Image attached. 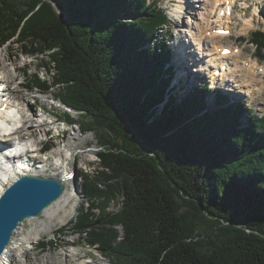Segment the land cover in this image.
I'll return each instance as SVG.
<instances>
[{
    "label": "trees",
    "instance_id": "obj_1",
    "mask_svg": "<svg viewBox=\"0 0 264 264\" xmlns=\"http://www.w3.org/2000/svg\"><path fill=\"white\" fill-rule=\"evenodd\" d=\"M52 1L61 13L0 0V46L41 60L49 80L27 87L58 91L79 117L63 119L100 148L99 170L81 175L87 206L63 229L109 264H264V117L237 103L202 114L206 87L164 102L170 51L156 38L169 20L157 2ZM251 42L264 60V31Z\"/></svg>",
    "mask_w": 264,
    "mask_h": 264
},
{
    "label": "rangeland",
    "instance_id": "obj_2",
    "mask_svg": "<svg viewBox=\"0 0 264 264\" xmlns=\"http://www.w3.org/2000/svg\"><path fill=\"white\" fill-rule=\"evenodd\" d=\"M150 1H156L157 5L160 8L167 9V12L170 14L171 18L169 20V24L166 26V28L160 33V35L157 36V41H165L166 40V33L170 32L172 34L171 36V42L169 43L172 48H175L179 41L184 40L179 39L180 28L178 27L179 23L183 21L181 18V15L178 17H173L174 9L176 8L174 0H150ZM250 3L255 6L257 3V0H249ZM261 3L260 8L258 9V12H255V8L253 7L248 15L253 16L254 20L252 22V26L248 29L245 28V19H242L240 16L243 15V11L239 9V7H236V13L234 19H232L233 23V32L232 36L226 37L223 45H234L240 48L241 52L243 53V57H250L255 56L256 50L252 46L251 38L252 32L256 29H263L264 30V0H260ZM173 2L172 5H170ZM188 4H191L192 6L195 4L193 0H188ZM191 9V7H190ZM256 13V14H255ZM126 17V16H125ZM132 18L131 16H127L126 19ZM252 18V17H250ZM249 18V19H250ZM190 22V21H189ZM244 27V28H243ZM180 29V30H179ZM243 38L244 41H240L238 38ZM187 39V37H186ZM14 40V39H13ZM183 49H187V45L182 46ZM187 47V48H186ZM189 50V49H188ZM181 60V59H180ZM179 61V59H178ZM264 63V60L261 61ZM181 63L182 69L186 70V74L194 75V65H188L185 64L186 68L183 66L186 61H179ZM173 64L176 65V62ZM43 66L40 59L32 56V55H25L22 52L21 47L18 44H13L12 41L7 42L5 45L0 46V78H5L6 81H8L9 90L8 95L9 97L12 96L13 101V110L15 111L18 108L23 109V112L26 114L23 116L22 114L18 118V121L21 120L22 122H25V120H28V123H25L24 128L22 131H20V135L24 137L25 143L28 146H31L30 141H32L35 144L34 148H41L43 145H47L49 148L47 150V153H50L54 150L61 149L66 146V143L68 142V139L71 137V133H74L72 137L76 139V151L77 156L75 159L72 160V163L69 165V167H73L76 165L77 169L73 172L69 171L68 173H72L73 177L71 179V183L73 188L70 189V193L72 194V200L70 202V207H72V213L69 218V221L65 224L60 223H54L53 224V232L50 234H46L45 236L41 237L40 241L38 240V243H32L31 245H28L33 253L30 254V256H38V251L40 250L39 243L44 242L46 244V250L49 255H57V257L53 258V262H58V260L62 259V264H66L65 262V253L69 252L71 255V258L73 255V261L71 264H80L81 261L84 263L90 262L91 264H109L108 260L101 256L100 252L95 248H88L85 241H82L78 235H74L72 233V228H66L63 229L66 225L71 226V224L74 222L75 215H76V209L78 207L86 208V204L84 203V197H83V184L81 175L82 174H88V175H95V173L99 170V164L98 159L96 157L97 152L100 150L95 136L93 133H83L78 125H71L69 128V134L64 137L62 140L61 134H59V127L58 123L57 126L52 124L51 122H54L56 119H58V122L63 120V112L62 104L59 101H52V99L55 100V94H57L58 91L51 90L48 93H45V95H40L37 93L36 90H30L28 87H25L29 80L32 79L34 74H37L40 76V78L49 80V77L47 75V71L45 68H41ZM188 67V68H187ZM15 68L23 69L25 68L27 70L26 74L22 75V71L17 72ZM264 68V67H263ZM178 73L179 72V66L177 65ZM184 73V74H185ZM176 75V76H177ZM192 75V76H193ZM236 78V80H238ZM180 82H177L176 85L181 89L185 90L184 92H178L172 88L169 90V92L172 94L171 96L180 99L181 97H186L188 94L194 92L193 86L187 85L188 82L184 79H179ZM18 83H23L21 87H18ZM187 87V89H186ZM43 90V89H42ZM241 90V89H240ZM165 96L167 95L165 91ZM164 96V97H165ZM213 95H209L205 97L204 101V108L202 110V114L206 112L216 111L218 109V105L216 104V101L213 100ZM210 97V98H209ZM208 99V101H207ZM10 100V98H9ZM251 101V102H250ZM61 105H59V103ZM232 103L240 102L245 103L246 106L249 109H252L253 112H255V115L259 117H264V98H257L255 100H251L250 97H248L246 89H242V95L238 96L235 101H229ZM20 103V104H19ZM28 105L32 107L31 111H34L36 113L34 119L31 121V115L26 110L28 108ZM44 108V110L42 109ZM44 111V112H43ZM42 114L43 116H40ZM51 114V115H50ZM72 118L75 120H79V117L77 113H72ZM245 119L242 121V125H245ZM41 122H49L50 125L48 127H43L44 124H41ZM39 125H43L39 128ZM32 130V136L31 138L27 137V133ZM75 130V131H73ZM48 141V142H46ZM30 143V144H29ZM34 146V145H32ZM42 154V155H45ZM37 176L43 177V178H52V179H60V176L56 174L55 171H53V168L45 169L42 172L37 173ZM66 188V187H65ZM4 189V188H3ZM2 192V190H1ZM69 193V192H68ZM75 199V200H74ZM120 200V199H119ZM119 206L115 203H111L109 211L114 212L117 210ZM41 217V215L39 216ZM38 217V218H39ZM20 227V226H19ZM23 228H26V231H29L30 227L28 225H23ZM119 230H121V227H118ZM17 231V230H16ZM16 234V235H15ZM16 239L21 237L20 233H15ZM72 235V236H70ZM53 240V244L50 245V241ZM71 242H75L76 247H71ZM37 245V248H35ZM27 246V245H26ZM87 246V247H86ZM36 250V252H34ZM38 250V251H37ZM62 253V254H61ZM59 255V256H58ZM91 255L93 256V259H89L86 256ZM81 260V261H80ZM80 261V262H79Z\"/></svg>",
    "mask_w": 264,
    "mask_h": 264
},
{
    "label": "bare ground",
    "instance_id": "obj_3",
    "mask_svg": "<svg viewBox=\"0 0 264 264\" xmlns=\"http://www.w3.org/2000/svg\"><path fill=\"white\" fill-rule=\"evenodd\" d=\"M174 1L176 5V8L174 9V14L177 16L180 15L183 16V21L178 22L179 23L178 27L181 29V30L179 29L181 33L179 35V39L181 40L185 37L184 40L187 41L188 43L187 45L188 48L186 47L187 49H185V51L188 49L191 50V52H189L188 54L186 53V55H184L181 53L184 50L182 47L184 45H182L181 48L179 47V50L176 49L177 52L180 51L178 52V56L181 59V60L179 59V61H186V63H184L183 66L186 68L185 64H187L188 66V62L195 63V61H198V64H200L199 62L202 59H204L207 63V65L204 66L205 67L204 69L208 70V66L215 65L216 61H220V60L227 61L229 63V67H228L229 69L227 72H222L220 74L219 81L224 82L229 80V82H232V85H234V87L241 89L239 91L241 95H242V89H246L247 94L250 95L251 100H255L257 98H264L263 65L259 64L255 59H253V56H251V58L249 56L243 57V53L241 52V50H239L237 53L234 50L235 53L231 52L228 54V56H223L221 53H217L216 52L217 45H219V48L221 49L223 47L221 46L223 43L222 40L224 41L225 37L218 36L215 33L208 34L209 31L217 29V26L218 29H221L222 25H225V27L228 28L230 18H227L229 20L226 19V21L224 22V19H222L221 16L219 15V17L216 20H213L214 5H223V4L225 5L226 2L228 1L227 0H193L195 3L193 6L191 4H188V0H174ZM233 1L234 0H229V5L232 6ZM235 1H238L241 7L243 6V4H246L245 0H235ZM182 3H185L184 5L186 6V9L182 8L180 10ZM260 3L261 1L257 0V3L255 4L256 13L260 8L259 5ZM251 26H252V18L250 19L248 18L247 20H245V28L248 29ZM213 54L215 55L214 61H212L211 58ZM188 55L190 56V58L187 57ZM179 61H178V66H179L180 75L178 74L175 77V79H173L175 81L173 84V88L175 92L176 91L184 92L185 90H181L176 85L177 82H180L179 79L180 78L184 79V81L186 80V82L191 81L194 84L196 82V77L193 74H192L193 76L190 74H188V76L187 75L185 76L186 70L182 69L181 63H179ZM194 67L197 66L195 65ZM204 69L202 68L200 70H197L196 68L192 71H194L193 73L195 74L197 71V74H199V71H205ZM15 70L21 71L20 68H15ZM210 77L213 78L214 80V76L212 74L210 75ZM238 77L239 79L236 80V78ZM0 81H3V83H8V81H6L5 78H3V80L0 79ZM18 86L21 87L20 84H18ZM235 98L236 97H233V99ZM27 109L32 110V107L28 105ZM42 109L44 110L43 107ZM27 121L28 120H26L25 123H28ZM41 124H44V126L39 125V128L42 126L48 127L50 125L49 122H43ZM6 129L12 131L13 126L9 124L8 126H6ZM2 131H5V129H3ZM32 132L33 131L30 130L26 134L28 138H31ZM73 134L74 133H71V137L68 139L66 146L63 147L62 150L61 149L54 150L45 155L33 154L32 156H29V158L27 157V159L24 160L23 162H20L19 159H17L16 164L13 165L15 166L14 168H11L13 166L9 167L8 165H4L2 162H0L1 165L0 194L4 191L6 186L17 177L23 175H37V173L42 172L45 169H49L51 167L53 168V171H55L56 174L60 176V180L63 179V185L64 187H66L64 189V194L57 201L51 204L42 213L41 217L30 218L20 224V227L17 229L15 233H20L21 237L16 239L15 236L16 234L13 235L12 241L8 244L4 252L0 255V264H13L14 255L18 251L25 252L28 245H31L32 243H38V240L40 241L41 237L45 236L46 234L52 233L54 230L52 229L54 223L65 224L69 221V218L73 210L72 207H70L71 206L70 202L72 200V194L70 193V189L73 188L71 183L73 174L71 172L70 173L68 172L72 170L74 172L77 169L76 165L73 167H69V165L72 163V160L75 159L77 156V151H76L77 143H76V139L72 137ZM30 143L31 146L30 147L28 146V148L35 147V144L32 141H30ZM33 150L35 151V149ZM23 225H28L30 227L29 228L30 230L26 231V228L24 229ZM74 256L75 255H73L71 258L69 252L65 253L66 264H71ZM58 264H62V259L58 261Z\"/></svg>",
    "mask_w": 264,
    "mask_h": 264
},
{
    "label": "water",
    "instance_id": "obj_4",
    "mask_svg": "<svg viewBox=\"0 0 264 264\" xmlns=\"http://www.w3.org/2000/svg\"><path fill=\"white\" fill-rule=\"evenodd\" d=\"M54 9H60L49 0ZM63 179L23 175L11 181L0 194V255L12 241L20 224L37 218L64 194Z\"/></svg>",
    "mask_w": 264,
    "mask_h": 264
},
{
    "label": "built area",
    "instance_id": "obj_5",
    "mask_svg": "<svg viewBox=\"0 0 264 264\" xmlns=\"http://www.w3.org/2000/svg\"><path fill=\"white\" fill-rule=\"evenodd\" d=\"M27 249H30L29 246L26 248L25 252L18 251L14 255L13 264H50V261L51 264H58V262L53 263V258L57 256L51 254L49 255L47 251L42 252L41 250L39 251L37 250L39 256L37 257V256H30V254L33 252L32 250L29 251ZM34 252H36V250H34Z\"/></svg>",
    "mask_w": 264,
    "mask_h": 264
}]
</instances>
